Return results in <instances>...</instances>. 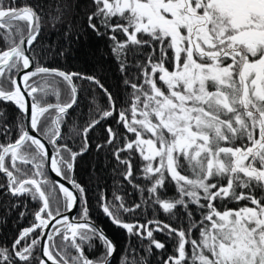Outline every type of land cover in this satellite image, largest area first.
<instances>
[{"label": "snow or ice", "instance_id": "6c2138e0", "mask_svg": "<svg viewBox=\"0 0 264 264\" xmlns=\"http://www.w3.org/2000/svg\"><path fill=\"white\" fill-rule=\"evenodd\" d=\"M12 3L5 7L0 0V30L7 33L0 38L12 40L10 47L0 51V101L14 103L29 116V126H19L14 140L0 143V174L7 181L0 189L13 197L30 195L40 206L32 226L19 233L11 248L0 247V264H30L38 246L42 250L39 264H46L44 257L51 264H69L68 248L77 253L71 264H109L116 249L104 232L89 222L85 190L70 180L80 194L77 196L63 183L52 182L63 195L53 208L45 190L49 183L45 164L57 177L68 179L77 156L87 150L89 131L113 116L125 134L109 126L107 145H115L113 155L125 166L124 179L132 183L133 159L138 154L146 185L134 186L148 193L142 203L158 205L172 216L181 208L189 220L187 229L182 224L173 227L161 221L148 222H155V231L167 229L176 239L175 254L161 264H264V0H92L95 10L87 17L88 26L97 33L101 28L111 33L112 51L126 77L125 87L132 91L127 106L117 109L111 92L94 77H87L104 91L108 107L97 108L99 118L84 128L81 153L59 144L63 118L77 103L72 81L79 74L39 63L43 53L33 49L41 32V17L31 6L18 8ZM59 20L54 17L53 23ZM17 21L27 25L26 35ZM116 33L124 39H118ZM130 69L135 71L134 79L129 78ZM46 76L67 82L71 102L46 103L53 94L47 81L38 85L33 80ZM25 93L31 98L30 113ZM54 94L59 99V91ZM53 109L56 115L41 133V118ZM4 115L0 113V118ZM0 129V136L6 138L10 132L6 120ZM42 136L53 145L52 153ZM96 147L99 150L104 145ZM169 178L178 195L162 199L158 190L166 189ZM115 199L120 201L118 205L101 196L100 206L111 223L129 236L149 240V254L153 245L164 249L165 244L155 239L148 225L122 218V213L135 212L141 205L130 208L121 197ZM233 201L248 203L226 206L225 202ZM78 203L83 204L79 221L75 217L70 221L64 213ZM196 231L198 239L192 238ZM56 236L62 237L63 247L54 255ZM96 239L105 253L93 260L85 255L83 245ZM121 264L147 261L143 257L130 261L125 255Z\"/></svg>", "mask_w": 264, "mask_h": 264}, {"label": "trees", "instance_id": "16d2710c", "mask_svg": "<svg viewBox=\"0 0 264 264\" xmlns=\"http://www.w3.org/2000/svg\"><path fill=\"white\" fill-rule=\"evenodd\" d=\"M10 3L12 0H4L5 7ZM20 5L31 6L41 17V32L33 49L37 54L43 53L38 57L39 63L42 66L61 70L68 74H79L74 76L72 81L77 89V103L63 118L61 123L62 138L59 144H67L72 151L81 153L84 148V128L92 120L99 118L97 108L108 107V99L104 91L87 77H94L111 92L116 98L117 109L127 106L132 91L130 87H125L126 77L121 72L119 62L112 51L114 42L110 39L111 33L104 28H101L97 33L88 26L87 17L95 10L92 0H14L12 3L14 7ZM54 17H60L59 22L53 23ZM15 23L22 27L26 33L27 25L24 22L17 21ZM96 23L99 24V21ZM6 34V30H0V37ZM116 35L118 39H124L121 33H116ZM14 39L17 42L19 36H15ZM11 43V39L5 41L0 38V51L10 47ZM129 62H132L131 56H129ZM128 75L129 78L134 79L135 71L130 69ZM49 77L52 76L36 77L38 85L47 81V86L53 92L46 98V103L53 102L57 98L54 94L55 90H60L58 81ZM4 86L5 88L10 87L8 81H5ZM64 96L66 95H60L61 98ZM0 113L5 114L3 118H0V125L6 120L10 128L6 138L0 136V143H7L18 136L19 126L24 127V115L11 103L3 101H0ZM52 113L53 111L50 110L45 114V117L41 118L40 126L51 120ZM116 119L117 117L113 116L103 120L89 131L87 150L77 156L71 171L72 180L85 190L89 219L104 232L115 246L116 251L109 264H121L125 255L130 261L133 258L139 261L143 257L147 264H161L163 259H167L166 255L171 250L175 251L176 247V239L164 234L167 229L162 232L153 231L155 239L164 243L165 248L155 249L153 245L152 252L149 254L147 251L149 240H142L135 235L129 236L126 230L111 223L100 206L102 195L116 205L120 203L115 199L119 196L127 207L141 205L135 212L122 213V218L128 223L135 224L140 222L143 217L149 216V218L171 224L173 227H180L182 224L187 229L189 224L188 217L181 208H177L176 215L172 216L163 213L150 202L142 203L148 193L146 190L142 192L141 188L134 186L139 184L144 187L146 185L141 173L138 172L140 167L138 155L133 159L134 179L132 183L124 179L125 166L120 165L113 155L115 145H107L108 133L106 129L109 126L119 134H125V129L116 123ZM98 144H102L104 147L97 150ZM121 155L124 156L123 153ZM21 167L24 166L21 165ZM28 167L30 168V166ZM0 184H6V177L2 174H0ZM174 187V182L169 179L166 197L170 198L174 195ZM161 191L164 192L165 189L158 190V192ZM16 202H18V206H15ZM246 203L248 202L241 201L242 205ZM39 205L40 201L33 200L31 196L25 195L16 198L0 189V247L11 248L19 233L32 226L34 212ZM21 213L24 215L21 216ZM195 218L199 219L198 212H196ZM57 247L61 249L63 244L60 243ZM83 247L85 255L89 259L96 260L105 253V248L98 239L94 240L91 245L84 244ZM188 247L187 245L186 249ZM67 252L70 253V248ZM39 258L36 248L30 264H39Z\"/></svg>", "mask_w": 264, "mask_h": 264}, {"label": "flooded vegetation", "instance_id": "af4514ba", "mask_svg": "<svg viewBox=\"0 0 264 264\" xmlns=\"http://www.w3.org/2000/svg\"><path fill=\"white\" fill-rule=\"evenodd\" d=\"M49 78H53L54 80H56V81H58V84H59V88H60V90L61 91H63V92H65V91H67V89H68V91L67 92H65V93H63V92H61L60 90H58V89H56V90H58L59 91V99H55L53 102H50L51 104H56L57 102H59V103H61V104H64V103H69L70 101H71V91H70V88H69V86H68V84H67V82H65V81H63V79H61V78H56V77H54V76H52V77H49ZM33 80H37L36 79V77L35 78H33ZM5 81H7L6 79L3 81L4 83H5ZM30 83H32V81H30ZM61 94H64V95H66V96H64L63 98H61L60 97V95ZM31 99V98H30ZM72 109V108H71ZM71 109H69L68 111H70ZM53 111V113H52V117H54L55 115H56V113H55V110L53 109L52 110ZM46 127H50V120L45 124V125H42V126H40V128H41V133H43L44 132V130H45V128ZM131 135V134H130ZM47 141H48V137L47 136H43ZM134 138V137H133ZM49 145H50V147H51V149H52V151H53V145H51L50 143H49ZM124 154V156H127V153H123ZM64 155L65 156H68V153H64ZM138 155V154H137ZM139 156V155H138ZM139 161H140V164H139V166L141 165V160H140V158H139ZM30 166V165H29ZM31 167V166H30ZM133 167H134V163H133ZM139 169V173H141L140 172V167L138 168ZM45 170H46V174H47V177H48V180H49V183H48V185H47V187H46V193L50 196V198H51V200H52V204H53V208H55L56 207V200H57V198H59L61 201L63 200V195H62V193H60L59 192V188H58V186H56V185H54L53 183H52V180H51V178H50V176H49V174H48V172H47V169H46V166H45ZM126 170V169H125ZM124 170V171H125ZM72 172H69L68 173V179H66V180H68V181H70V180H72ZM3 175V174H2ZM170 179V178H169ZM7 182V181H6ZM173 191H174V195L173 196H171L170 198H175V197H177V195H178V193L176 192V188L174 187V189H173ZM167 192H168V190L167 189H165V191L164 192H159V194H160V196H161V198L162 199H169L168 197H166V194H167ZM77 194H78V196L80 195L78 192H77ZM27 196V195H26ZM30 195H28V197H29ZM17 198V197H16ZM217 203L219 204L220 202L219 201H217ZM226 203V206L227 207H229V208H237V207H239V206H243L242 204H241V201L239 202V203H237V202H225ZM15 206H18V202H16L15 203ZM40 206V205H39ZM155 207H157V208H159V206L158 205H154ZM250 206V205H249ZM38 209V208H37ZM81 209H82V203H78L77 204V209H76V212H75V214H74V216L73 217H75L76 218V221H79V218H80V216H81ZM63 210V209H62ZM162 211V210H161ZM163 212V211H162ZM164 213V212H163ZM75 221V222H76ZM149 221H159V220H155V219H152V218H149V216H145V217H143L142 219H141V221L140 222H137V223H139V224H144V225H148V222ZM33 222H34V216H33ZM32 222V223H33ZM89 222L91 223V224H93V225H95L90 219H89ZM95 226H97V225H95ZM150 228H152L153 230H155V228H156V224H155V222L154 223H152L151 225H148ZM51 230V229H50ZM39 229L37 230V233L39 234ZM167 237L169 236L168 235V233L166 232V233H164ZM18 237V236H17ZM108 238V237H107ZM192 238H199V232L198 231H196L195 232V234H194V236L192 237ZM109 239V238H108ZM110 240V239H109ZM111 241V240H110ZM27 242H30V241H27ZM53 243L56 245V248H54L53 249V253H54V255H55V253L57 252V251H59L60 250V248H58L57 246H59L60 245V243H62L63 244V241H62V237L61 236H56L55 238H54V241H53ZM189 247L186 249V251L188 252V254L189 255H191V253H192V249H191V246L190 245H188ZM73 250L74 249H72V248H70V253H68L67 252V256H68V259H69V264H71V257L72 256H75V255H77V253L76 252H73ZM39 254V253H38ZM175 254V251H170V253H168L166 256L168 257L169 255H174ZM40 257V256H39ZM57 259L59 260V256H57ZM31 263V262H30Z\"/></svg>", "mask_w": 264, "mask_h": 264}, {"label": "water", "instance_id": "95a60500", "mask_svg": "<svg viewBox=\"0 0 264 264\" xmlns=\"http://www.w3.org/2000/svg\"><path fill=\"white\" fill-rule=\"evenodd\" d=\"M23 6H25V5H20V6H17V7L19 8V7H23ZM26 34H27V31H26L25 35H26ZM18 42H19V41H18ZM18 42H17V43H18ZM50 69H51V68H50ZM56 70H57V69H56ZM59 71H61V70H59ZM21 88L23 89V84H22V83H21ZM25 99H26V101L29 103V113H30V103H31V99H30V97L27 96L26 93H25ZM3 102H7V101H3ZM70 102H71V101H70ZM8 103H11L16 109H18L14 103H12V102H8ZM18 110H19V109H18ZM24 125H25L24 127H28V126H29V116H24ZM29 131L31 132L30 128H29ZM32 134L35 135V133H32ZM42 142H44V143L46 144V147H47L49 153H52L53 151H52V149H51V147H50L48 141H47L43 136H42ZM45 166H46L47 172H48V174H49V176H50L52 182H54V181H59L60 183H63L66 187H68L70 190H72V191L74 192L75 195L78 196L76 190H74V189L72 188V185H71V183H69L68 180H66V179H62L61 177H57V176L55 175V173H52V172L50 171V169L48 168L47 163L45 164ZM76 209H77V206H76L72 211H70V212H65V213H64L65 215H67V216L69 217L70 221L72 220V218H73V216H74V214H75V212H76ZM73 222H75V221H73ZM94 226H95V225H94ZM95 227L99 229L98 226H95ZM47 231H50V228H49ZM41 239H42V240H43V239H46V237H41ZM38 252H39V256L41 257V256H42V250H41V248H40L39 246H38ZM112 257H113V256H112ZM112 257L110 258V260L112 259ZM44 259H45V261H46V264H51V261H47V258H46V257H44Z\"/></svg>", "mask_w": 264, "mask_h": 264}, {"label": "rangeland", "instance_id": "374dc122", "mask_svg": "<svg viewBox=\"0 0 264 264\" xmlns=\"http://www.w3.org/2000/svg\"><path fill=\"white\" fill-rule=\"evenodd\" d=\"M18 41H19V40H18ZM18 41H17V42H18ZM24 126H25V125H24ZM37 250H38V247H37ZM38 253H39V252H38Z\"/></svg>", "mask_w": 264, "mask_h": 264}]
</instances>
